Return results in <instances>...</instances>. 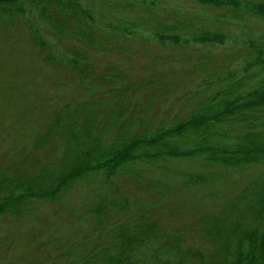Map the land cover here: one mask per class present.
Returning <instances> with one entry per match:
<instances>
[{
  "label": "rangeland",
  "instance_id": "374dc122",
  "mask_svg": "<svg viewBox=\"0 0 264 264\" xmlns=\"http://www.w3.org/2000/svg\"><path fill=\"white\" fill-rule=\"evenodd\" d=\"M232 9L195 0L0 1V264L233 259L223 239L207 235L215 233L220 208L229 210L219 228L230 230L244 216L264 161L206 162L245 144L241 119L186 128L163 147L198 153L156 160L159 171L145 162L159 143H143L135 150L143 161L80 173L56 197L50 190L56 177L103 161L107 149L193 116L216 90L258 84L262 78L246 77L255 68L245 65L264 38V18ZM205 31L223 42L192 37ZM200 172L209 184L179 188ZM29 187L49 196L2 200Z\"/></svg>",
  "mask_w": 264,
  "mask_h": 264
},
{
  "label": "trees",
  "instance_id": "16d2710c",
  "mask_svg": "<svg viewBox=\"0 0 264 264\" xmlns=\"http://www.w3.org/2000/svg\"><path fill=\"white\" fill-rule=\"evenodd\" d=\"M2 3L16 4L17 2H30L35 3L36 0H0ZM202 4L211 5L217 8L231 6L232 10H240L243 8L245 12L264 18V0L259 1H245L242 3L240 0H195ZM194 33V40L200 42H223V35L219 33H211L205 31L201 34ZM161 37L165 34L159 32ZM170 40H175L179 37L178 34L166 35ZM259 40V45L256 46L254 50L255 56L253 60L248 62L245 67L248 69L255 68L252 72L246 74V77L258 74L259 78L262 80L258 84H253L243 89L242 82H237L233 85H228L216 90V92L211 97V105L200 109L193 116L186 120L175 122L172 126L167 128H158L157 131L151 136L138 135L130 138L123 146L118 149H107L106 156L103 161L93 163L91 166L80 167L77 166L72 171H70L65 176H58L54 179L57 181L56 186L52 187L51 193L53 197L58 196V193L63 189L69 182H72L80 173L85 171L106 169L114 170L116 168L124 167L127 163L136 162L138 159L143 161V154H137L135 152L136 147L139 144H156L159 143V147L155 149L151 154H147L149 157L147 162L152 170L159 171L160 166L154 165L156 160L159 159H173L179 156H193L198 153V151L193 149H185L180 147H163L164 142L172 140L181 135L186 128L191 125L200 126V128L208 127L211 123L214 125L219 122H227L232 119H241L244 123L243 131H241L240 136H238L239 141H245L242 146L228 147L220 151L215 155H211L207 158V164H219L223 166L230 167H246L247 165L257 164L264 161V38ZM261 41V42H260ZM243 85V86H242ZM242 87V91L240 88ZM250 112V113H248ZM247 113V114H246ZM249 117V118H247ZM262 118L263 121L258 122ZM210 120V121H209ZM262 137V138H261ZM257 139H260V141ZM257 141V142H256ZM92 148V147H91ZM75 152V151H74ZM220 154V157L217 156ZM222 155V156H221ZM225 155V156H224ZM224 156V157H223ZM209 162V163H208ZM156 167V168H155ZM192 174H200L202 180L200 182L196 181ZM191 180H181L178 183L179 188H192L193 190L203 186L202 183H207V176L203 173H190ZM206 176V177H205ZM219 179V178H216ZM213 180V178L211 179ZM221 180V179H220ZM198 182V183H196ZM194 184L195 186H191ZM15 187L14 185H12ZM253 186L250 187L249 202L246 207V213L244 216L237 217V223L229 230L230 225L227 228H219L218 224H223L225 221L221 219L224 212L229 210V207L220 208L217 217L215 218V233L213 235H207L212 240H221L220 245L227 251L225 256L233 257L232 260L228 261L223 255L217 264H264V176L257 189L251 190ZM201 188V187H200ZM205 188V186H204ZM27 189V188H26ZM202 189V188H201ZM201 195L204 192V197H206V191L200 190ZM32 188L29 187V191L24 190L22 192L15 194H9L5 196L2 200L14 204V200H19L20 198H27L28 196H39L47 197L49 191L33 193ZM213 194V192L211 193ZM52 197V198H53ZM10 200V201H9ZM241 218L244 221L248 219L250 226L245 227ZM218 244V243H217ZM233 246V251L230 255V247ZM106 264H120L117 260H108Z\"/></svg>",
  "mask_w": 264,
  "mask_h": 264
}]
</instances>
